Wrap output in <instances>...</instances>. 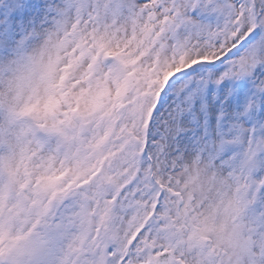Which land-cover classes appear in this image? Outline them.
I'll return each mask as SVG.
<instances>
[{"label":"snow or ice","instance_id":"snow-or-ice-1","mask_svg":"<svg viewBox=\"0 0 264 264\" xmlns=\"http://www.w3.org/2000/svg\"><path fill=\"white\" fill-rule=\"evenodd\" d=\"M0 264H264V0H0Z\"/></svg>","mask_w":264,"mask_h":264}]
</instances>
